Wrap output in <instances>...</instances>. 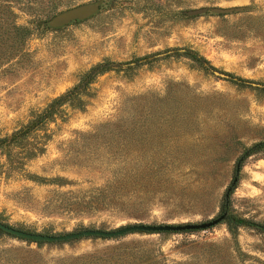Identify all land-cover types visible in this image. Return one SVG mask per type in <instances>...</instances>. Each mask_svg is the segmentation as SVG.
Masks as SVG:
<instances>
[{
	"label": "rangeland",
	"instance_id": "1",
	"mask_svg": "<svg viewBox=\"0 0 264 264\" xmlns=\"http://www.w3.org/2000/svg\"><path fill=\"white\" fill-rule=\"evenodd\" d=\"M66 1L41 15L28 6L41 0H0V136L93 66L117 67L96 79L86 108L67 106L49 126L43 155L7 174L0 152V222L63 235L217 218L239 159L264 141V0ZM98 1L94 17L48 26ZM219 7L246 10L225 15ZM116 176L139 183L145 209L64 207L72 193L81 197ZM235 186L231 214L264 224V151L244 161ZM230 228L41 244L0 231V264H264V232Z\"/></svg>",
	"mask_w": 264,
	"mask_h": 264
},
{
	"label": "trees",
	"instance_id": "2",
	"mask_svg": "<svg viewBox=\"0 0 264 264\" xmlns=\"http://www.w3.org/2000/svg\"><path fill=\"white\" fill-rule=\"evenodd\" d=\"M65 1L41 0L40 7L32 6L33 2L28 3V6L36 10L37 14L47 15L54 13L59 7L64 5ZM71 1L67 0L66 2L69 3ZM39 21L42 22V20ZM192 54L196 61L204 65L208 64L198 53L192 52ZM114 67H117V65L109 62L93 66L81 77L74 87L53 99L43 110L36 112L27 124L16 129L10 135L5 137L0 136V152L6 161V173L10 174L22 170L28 162L43 155L46 152L47 142L51 137L49 126L58 119L66 117L67 106L72 109L86 108L85 98L92 97V85L96 79ZM263 151L264 141L256 143L245 150L238 162H242L243 164L246 159ZM123 179L122 176H116L112 182L82 194L81 197L72 193L74 196L64 200V207H68L71 211L83 208L95 212L114 210L118 213L145 209L148 203L139 197L140 195L137 191L139 183H128ZM235 187H232L231 194L235 190ZM221 209L222 214L228 213L227 219L223 223L228 224L232 232L234 229L242 227L264 232V224L231 214L230 198L226 199L225 196ZM35 243L41 244V242Z\"/></svg>",
	"mask_w": 264,
	"mask_h": 264
},
{
	"label": "water",
	"instance_id": "3",
	"mask_svg": "<svg viewBox=\"0 0 264 264\" xmlns=\"http://www.w3.org/2000/svg\"><path fill=\"white\" fill-rule=\"evenodd\" d=\"M102 8V2H94L89 4L80 5L72 9L66 10L52 17L48 21V26L52 29H60L71 25L74 22H81L88 20L97 15ZM215 12L220 14H230L234 12H240L246 10L244 7H228V8H214ZM206 12L205 8L195 9L190 11L191 15H200ZM216 74L228 78L227 75ZM242 162H238L236 167V176L229 189L226 192V199L231 196L232 187L235 186L239 180L241 173ZM228 213L219 215L217 218L204 223H185V224H163V225H151V224H130L122 226L114 230H102V229H85L82 231L68 233L63 235H45L41 233H32L23 231L5 223L0 222V230L15 238L24 239L27 241L41 242V243H58L69 242L79 240L83 238H101V239H116L124 237L126 235L134 233L143 234H157V233H184V232H197L212 229L222 224L227 219Z\"/></svg>",
	"mask_w": 264,
	"mask_h": 264
}]
</instances>
